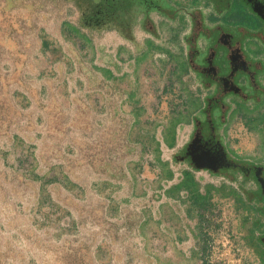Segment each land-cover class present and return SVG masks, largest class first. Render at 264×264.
<instances>
[{"label": "rangeland", "instance_id": "obj_1", "mask_svg": "<svg viewBox=\"0 0 264 264\" xmlns=\"http://www.w3.org/2000/svg\"><path fill=\"white\" fill-rule=\"evenodd\" d=\"M147 10L0 0V264H264L254 177L184 158L205 103L166 45L127 38ZM259 109L231 101L218 123L238 162L264 164Z\"/></svg>", "mask_w": 264, "mask_h": 264}, {"label": "crops", "instance_id": "obj_2", "mask_svg": "<svg viewBox=\"0 0 264 264\" xmlns=\"http://www.w3.org/2000/svg\"><path fill=\"white\" fill-rule=\"evenodd\" d=\"M157 1L155 6L147 7L144 17H139L137 25L134 24L137 29H129L127 38L133 42V45L141 48L138 42L140 37L137 38V33H141L146 35L144 41L151 42L152 47L162 49L157 46L159 43L168 47L165 52L158 55L170 59L169 65L176 73L179 86L181 84V89H185L184 94L186 99H189L187 100L189 104H204L205 97L209 95L211 89L204 85L193 66L194 62H200L208 50L214 55L219 38H226L224 35L229 34L228 32L241 34L242 54L253 62H259L263 67V15L255 10L236 0H229L228 3H218L215 0ZM193 47L195 50H192ZM217 48L219 60L222 56L220 51L222 47L218 45ZM258 77L263 83L262 71L259 72ZM232 102L236 107L242 104L237 99ZM256 105H261V109L251 117L249 123L251 126H259L263 123V114L259 116V112L263 110V101ZM183 131L182 125L179 126L175 131V138L168 146L178 147L182 141Z\"/></svg>", "mask_w": 264, "mask_h": 264}, {"label": "flooded vegetation", "instance_id": "obj_3", "mask_svg": "<svg viewBox=\"0 0 264 264\" xmlns=\"http://www.w3.org/2000/svg\"><path fill=\"white\" fill-rule=\"evenodd\" d=\"M113 0H111L112 2ZM122 4L139 1L145 6H155L157 0H115ZM218 3H228L229 0H215ZM263 15V44H264V0H236ZM225 34L226 38H219L214 55L208 50L200 62L195 61L194 67L201 76L210 93L205 97L203 120L194 124V131L198 129L195 141L184 150V158L206 165L208 168L224 170L235 168L246 176L252 175L260 188V196L264 197V164L238 162L233 158L221 140L218 123L225 121L229 102L235 99L240 103L263 101V134H264V59L263 67L258 62L249 60L242 54V35ZM218 45L222 47V56L218 60ZM192 50H195L194 47ZM194 53V52H193ZM192 53V57L194 54ZM225 63V64H223ZM263 72V83L258 74ZM217 111V115L214 112ZM199 120V118H195ZM193 131V132H194ZM193 135V136H194ZM192 138V137H191ZM188 141V143L191 141Z\"/></svg>", "mask_w": 264, "mask_h": 264}, {"label": "trees", "instance_id": "obj_4", "mask_svg": "<svg viewBox=\"0 0 264 264\" xmlns=\"http://www.w3.org/2000/svg\"><path fill=\"white\" fill-rule=\"evenodd\" d=\"M187 173H189V172H187ZM201 198H202V196L200 197V199H196V202H198V204L201 202Z\"/></svg>", "mask_w": 264, "mask_h": 264}, {"label": "water", "instance_id": "obj_5", "mask_svg": "<svg viewBox=\"0 0 264 264\" xmlns=\"http://www.w3.org/2000/svg\"><path fill=\"white\" fill-rule=\"evenodd\" d=\"M196 166H206V165H202V164H197V163H196Z\"/></svg>", "mask_w": 264, "mask_h": 264}]
</instances>
